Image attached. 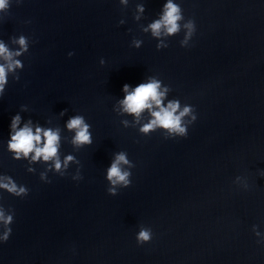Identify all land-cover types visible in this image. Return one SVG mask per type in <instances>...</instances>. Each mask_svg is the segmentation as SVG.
<instances>
[{"label": "water", "instance_id": "95a60500", "mask_svg": "<svg viewBox=\"0 0 264 264\" xmlns=\"http://www.w3.org/2000/svg\"><path fill=\"white\" fill-rule=\"evenodd\" d=\"M165 2L12 0L3 14L0 40L15 48L10 38L24 35L29 50L19 57V81L9 76L0 98V174L29 192L0 190V204L15 210L0 264H264V0H174L196 31L187 47L182 30L157 50L141 26ZM137 4L145 7L139 21ZM149 76L170 87L165 104L194 107L186 138L144 136L113 110L123 85ZM17 113L21 127L60 128L61 159L74 155L82 179H72V164L63 177L49 171L48 183L44 162L30 173L26 160L13 159L7 143ZM77 114L93 141L79 150L65 127ZM119 151L135 166L131 185L111 196L106 170ZM141 226L152 239L138 245Z\"/></svg>", "mask_w": 264, "mask_h": 264}, {"label": "clouds", "instance_id": "9594fccd", "mask_svg": "<svg viewBox=\"0 0 264 264\" xmlns=\"http://www.w3.org/2000/svg\"><path fill=\"white\" fill-rule=\"evenodd\" d=\"M17 4L22 3V0H15ZM121 5L127 6L129 0H119ZM12 0H0V14H6L11 6ZM145 7L143 4L136 5L134 19L141 20ZM120 24H124V20H120ZM144 33H150L153 38L158 40L156 45L157 50L167 48L166 43L169 37L178 35L182 30L184 37L180 41L182 47L189 46V42L196 31L195 22L192 19L185 21L181 6L174 0H166L162 6V11L157 19L141 26ZM11 44L18 47H9L3 40H0V98L5 93L6 86L9 82V76L15 81H19V71L24 65L19 59L29 50V39L20 35L10 38ZM143 41L133 39L132 46L140 48ZM69 56L73 53L69 52ZM100 63L103 65L104 60ZM122 91L124 97L116 102L114 111L120 116H131L133 119L130 122L127 119L121 121L125 128L139 126V133L147 136L157 130H160L165 139L169 138H186L188 135V127L193 124L197 116L192 105H182L178 99L165 100L170 87L164 85L163 82L156 76H149L146 82L138 84L136 87H131L128 84L123 85ZM27 106L22 105L21 111H27ZM67 109L60 113L65 114ZM145 113L147 118L145 119ZM21 116L19 113L11 118L10 123V139L7 143V150L12 154L13 159L28 162L27 171L34 173L36 169L31 165L35 162H44L47 169L40 173L42 181L50 183L47 177L49 171L59 174L63 177L70 165H77L76 174L72 176L73 180H80L82 176L79 171L80 162L72 154H68L61 159V135L60 128H42L38 125H33L31 120H28L21 127ZM66 129L74 133L69 143L75 150L92 144L91 125L86 122L82 115L71 116L65 125ZM135 165L128 159V155L124 151H119L113 154V159L110 166L106 170V180L109 184L107 192L111 196H116L118 190L127 188L131 185V169ZM235 183L247 188V181L241 176H237ZM0 190L6 191L14 197H26L28 188L23 185H18L14 179L8 175L0 174ZM15 210L12 208L6 209L0 204V242H7L12 233L11 225L14 223ZM253 232L257 236L261 233L257 231L256 226H253ZM152 239V231L150 228L141 226L136 235L138 245H143L150 242Z\"/></svg>", "mask_w": 264, "mask_h": 264}]
</instances>
